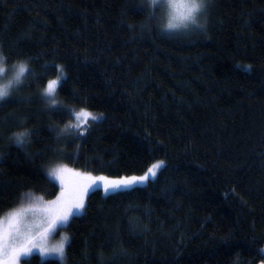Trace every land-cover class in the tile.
I'll list each match as a JSON object with an SVG mask.
<instances>
[{
	"label": "trees",
	"instance_id": "trees-1",
	"mask_svg": "<svg viewBox=\"0 0 264 264\" xmlns=\"http://www.w3.org/2000/svg\"><path fill=\"white\" fill-rule=\"evenodd\" d=\"M198 19L168 34L147 0H0L2 62L30 69L0 101V217L57 197L58 165L119 177L164 161L145 184L91 190L64 259L21 264L264 260V0H208ZM56 65L59 109L43 92ZM81 109L101 118L62 132Z\"/></svg>",
	"mask_w": 264,
	"mask_h": 264
},
{
	"label": "snow or ice",
	"instance_id": "snow-or-ice-1",
	"mask_svg": "<svg viewBox=\"0 0 264 264\" xmlns=\"http://www.w3.org/2000/svg\"><path fill=\"white\" fill-rule=\"evenodd\" d=\"M208 7V0H147L148 12V27L155 23L157 27L163 32L169 31L168 34H178L184 30H200L204 27L198 17L206 12ZM159 9V14L157 10ZM144 27V25H142ZM5 58L0 53V62ZM31 59V57H29ZM47 67V65H46ZM61 71V75L56 79L47 81L43 92L44 98L51 106L59 109L60 105L55 99L57 88L66 81V73L63 72L62 65H56ZM30 71L26 62L20 61L16 65V71L12 79L5 84H0V101L14 94L13 89L21 86H27L23 82L26 79V73ZM34 72V69H31ZM6 72V66L0 63V74ZM71 112L72 110L69 109ZM79 120H86L91 117L93 121H98L102 114H93L86 109H81L79 112L73 113ZM70 127H75L80 131V124L65 125L61 131H67ZM32 132L28 129L19 131L13 134V142L19 146L30 143ZM164 166V161H156L144 172L143 175L136 176H119L108 177L104 175L92 176L91 173H81L74 169H69L66 165H58L47 171V175L54 178L58 177L61 180L62 186L66 183V175L71 173L72 179L67 183L66 187H62L59 196L50 204L56 205L54 211H49L46 219L41 224L38 232H29L21 230V216L22 212H14L8 227L0 228V264H19L22 255L31 252L33 247H39L42 252L55 251L61 257L65 255V245L70 243L68 234H63L62 238L57 244L51 248L46 246L48 238L57 229L58 226L68 224L69 218L73 215L74 210H80L85 207V196L88 190L96 182H100L105 193L126 188L135 184H140L148 181L150 177H156L157 172ZM30 195V194H28ZM261 255H264V249L258 250ZM264 264V260L260 262Z\"/></svg>",
	"mask_w": 264,
	"mask_h": 264
},
{
	"label": "rangeland",
	"instance_id": "rangeland-1",
	"mask_svg": "<svg viewBox=\"0 0 264 264\" xmlns=\"http://www.w3.org/2000/svg\"><path fill=\"white\" fill-rule=\"evenodd\" d=\"M0 63H2L4 66H6V72L4 74H0V84H5V83H7L8 80L13 78V76L15 74V71H16V65L17 64L10 66V65H7V64H5L3 62H0ZM15 90H16V88L13 89V92ZM84 121L85 120L79 121V122L75 121L74 125L77 124V123H79L80 125H83ZM71 123H73V121ZM66 166L69 169H74V170H77V171H79L81 173H91L92 176L104 175V176H108V177H114V176H109V175L102 174V173H97L96 174V173H92V172L78 170V169L73 168V167H71L69 165H66ZM143 174H133V175L140 176V175H143ZM129 176H132V175H129ZM151 178H154V177H150V179ZM71 179H72L71 173L67 174L66 178H65L66 183L62 186L61 180L58 177H56V180L59 183L60 188H61L60 193L62 191V187H66L67 183L70 182ZM146 182L140 183V184H145ZM135 185H139V184H135ZM132 186H134V185H132ZM96 187H102L101 183L100 182H96L95 184H93L92 187L88 190V193L91 190H93L94 188H96ZM113 191H115V190H113ZM60 193H59V195H60ZM88 193H87V195H88ZM87 195L85 196V202H86ZM55 199H56V197L52 198V199H48V198H44V197L39 196V195L35 196V199H33L31 202H28L26 204H22V205H20L18 207H15V208L9 210L3 216H1L0 217V228H5L6 229L8 227L9 221L12 218L13 213L23 210L22 216H21V223L19 225L21 230H25V231H29V232H38V230L40 229L41 224L46 219V217L48 215V212L49 211H54L56 209V205L49 203V202L54 201ZM83 209H80L78 211L74 210L73 215L81 213L83 211ZM70 218H69V220H70ZM65 233L68 234L65 226L64 225L58 226L57 229L53 232V234L50 235V237L48 238L46 246L49 247V248L55 246L57 244V242L62 238V235L65 234ZM68 236H69V234H68ZM66 246H67V244L65 245V251H66ZM34 253L40 254L43 258H58V259L62 260L65 257V255L63 257H61L60 254L58 252H55V251H51V252L45 253V252H42L39 247H33L30 253L21 256L19 264H21L22 258L27 257V256H29L31 254H34Z\"/></svg>",
	"mask_w": 264,
	"mask_h": 264
}]
</instances>
